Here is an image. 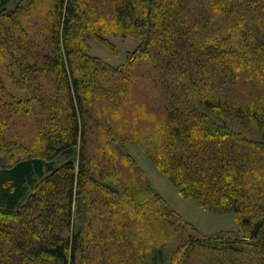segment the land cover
<instances>
[{"label": "trees", "instance_id": "obj_1", "mask_svg": "<svg viewBox=\"0 0 264 264\" xmlns=\"http://www.w3.org/2000/svg\"><path fill=\"white\" fill-rule=\"evenodd\" d=\"M10 1L0 0L7 17L11 14L6 8ZM185 1L122 0L110 13L122 36L132 34L140 41L122 68L147 60L162 70L164 77L174 73L175 81H189L191 86L189 98L184 90L164 86L167 104L161 121L141 142L149 147L156 167L181 195L196 199L206 209L232 212L239 226L246 228V236L214 240L186 233L161 195L149 185L138 191L127 184L119 190L118 179L111 176L117 185L102 184V188L106 195H114L113 204L127 199V204L137 201L138 205H147L141 210L142 219L151 226L157 247L182 237L178 249L184 255L195 247L243 250L254 264H264V140L262 135L258 139L244 132L264 127V105L252 98L231 102L220 90L222 85L235 82L239 72L261 77L256 66L263 70L264 41L257 40L253 33V18L244 17L216 38L196 37L194 30H183L187 27L182 12ZM213 1L217 5L222 2L219 8L224 13L233 10V2L237 7L245 2L255 6L260 18L258 30L264 28V0ZM82 4L85 0H53L50 49L54 54L44 64L56 69L64 91L60 114L53 104L47 124L59 125L54 133L55 139L62 142L61 149L69 153L78 147L80 158L56 165L51 158L62 150L47 147L52 152L47 157H27L0 170V264H77L80 232L72 231L71 224L74 202L83 194L88 179L83 142L84 96L93 94L91 89L84 90L70 67L72 55L86 46L82 37L88 24L80 22ZM99 31L102 33L101 28ZM24 38L18 34L13 43L14 57L20 53L14 51L15 47L25 50L21 46ZM252 38L254 42L248 43ZM176 58L182 60V65L176 63ZM120 79H111L105 89L97 80L90 81L112 98ZM7 244L9 248L4 250Z\"/></svg>", "mask_w": 264, "mask_h": 264}, {"label": "rangeland", "instance_id": "obj_2", "mask_svg": "<svg viewBox=\"0 0 264 264\" xmlns=\"http://www.w3.org/2000/svg\"><path fill=\"white\" fill-rule=\"evenodd\" d=\"M120 1L85 0L80 22L88 24L82 37L86 46L71 57L72 73L84 90L93 91L84 96L83 142L88 179L83 194L74 202L71 224L72 231L80 232L77 264H254L243 250L195 247L184 255L178 249L182 237L157 247L151 226L142 219L147 205H138L137 201L127 204V199L113 204L114 195H106L102 188V184L117 185L111 176L118 179L119 190L127 184L134 185L138 191L149 185L161 195L186 233L214 240L246 236V228L239 226L232 212L209 210L196 199L181 195L170 178L156 167L149 147L142 145L141 138L161 121L167 104L164 86L184 90L186 98L191 86L189 81H175L174 73L164 77L162 70L147 60L122 68L140 41L132 34L122 36L112 20V7ZM52 2L11 0L6 4L10 17L4 15L0 5V170L27 157H47L52 153L47 147L61 149L62 146L54 133L59 125L47 124L52 118L51 106L54 104L59 114V107L64 106V91L57 71L49 64L44 65L54 54L50 49L54 27ZM221 4L213 0L185 1L182 12L187 27L183 30H194L196 37L211 39L231 29L238 18H253L256 31L253 33L257 40L264 41V28L258 30L256 25L260 18L255 6L245 2L237 7L233 2V10L224 13L219 8ZM92 31L101 37L94 36ZM18 34L25 37L21 44L25 50L15 47L14 51L20 53L14 57L11 49ZM253 42L254 38L248 41ZM262 62L263 70L256 66L260 78L253 73L250 77L245 72H236L235 82L222 85L220 90L225 93H221L231 102L252 98L253 102L264 105V57ZM176 63L182 65V60L176 58ZM118 69L122 70L118 72ZM115 78L122 79L115 83L112 98L90 81L97 80L105 89ZM16 101L20 102L18 106ZM263 130L264 127L261 130L251 127L244 132L258 139L262 135L264 140ZM125 138L130 139L121 142ZM79 151L78 147L69 153L62 150L51 160L56 165L67 159L76 160ZM8 248L7 244L4 250Z\"/></svg>", "mask_w": 264, "mask_h": 264}]
</instances>
